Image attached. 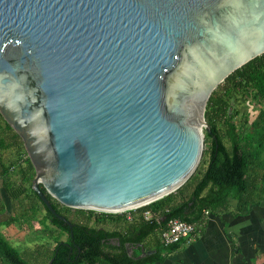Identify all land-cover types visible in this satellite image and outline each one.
<instances>
[{
  "label": "water",
  "instance_id": "water-1",
  "mask_svg": "<svg viewBox=\"0 0 264 264\" xmlns=\"http://www.w3.org/2000/svg\"><path fill=\"white\" fill-rule=\"evenodd\" d=\"M263 52L264 0H0V114L71 229L46 193L118 213L176 190L213 90Z\"/></svg>",
  "mask_w": 264,
  "mask_h": 264
},
{
  "label": "trees",
  "instance_id": "trees-1",
  "mask_svg": "<svg viewBox=\"0 0 264 264\" xmlns=\"http://www.w3.org/2000/svg\"><path fill=\"white\" fill-rule=\"evenodd\" d=\"M234 92H242L246 97L264 103V52L232 71L210 95L204 111L210 131L204 130L205 147L194 172L176 190L137 207V212H132L129 217L126 211L107 213L65 206L40 185L56 211L70 220L71 229L51 213L33 190L34 167L20 136L0 114L4 129L13 131L12 136L20 140L25 154L18 160L24 161V165L19 166L22 168L21 184L13 186L9 180L2 179L4 190L13 199L24 193L37 199L45 210L44 218L59 229L54 245L37 258H45V264L50 260V264H158L188 242L186 238L172 243L161 241L159 232L169 219L176 217L195 222L196 233L208 214L230 213L233 217H242L259 207L264 202V108L250 121L247 130H241L232 120L230 107ZM246 123L247 118H244L243 124ZM4 146L5 142L0 138V148ZM16 164L12 163L9 168L2 165V172L7 174ZM71 209L81 217H69L67 212ZM145 210L152 213L149 218L143 215ZM13 219L16 221V217ZM103 222L121 223L122 227L107 229L100 225ZM62 233H66L65 239L60 237ZM137 243L151 252L138 257L141 254L138 245L132 248L131 254L128 253L126 245ZM255 260L256 264H264V258L256 256ZM0 264L41 263H29L0 231Z\"/></svg>",
  "mask_w": 264,
  "mask_h": 264
},
{
  "label": "rangeland",
  "instance_id": "rangeland-1",
  "mask_svg": "<svg viewBox=\"0 0 264 264\" xmlns=\"http://www.w3.org/2000/svg\"><path fill=\"white\" fill-rule=\"evenodd\" d=\"M230 108L233 112V122L244 131L247 130L248 124L254 119L258 111L264 108V103L250 99L242 92H234ZM244 118H247L246 124H243ZM218 124L220 127L222 126L221 122ZM12 134V130L4 129V122L0 117V138L5 142V146L0 148V231L11 244L19 249L29 263L45 264L46 259L37 258V256L54 245L55 236L59 234V229L44 218L45 210L37 199L29 197L26 193L13 199L2 186V179L9 180L13 186L21 184L20 171L22 168L19 166H23L24 161L19 162L18 160L24 157L25 148L23 150L20 140L14 138ZM17 161L18 165L16 164ZM12 163H15L16 166L4 174L2 165L9 168ZM132 212L136 213L137 210H126L125 214L130 216ZM256 212H259L257 216H243L238 221H236L237 219L234 221L238 225L239 235L237 237L239 246L236 253L245 255L240 264H255L256 256L264 255V202L256 208ZM67 213L73 219L81 217L73 209ZM13 216L16 217V221ZM90 223L96 225L93 222ZM100 225L107 229H120L122 227L121 223L114 222H103ZM228 232L232 237H236L229 229ZM60 237L65 239L66 233H62ZM252 254L253 256H251Z\"/></svg>",
  "mask_w": 264,
  "mask_h": 264
},
{
  "label": "crops",
  "instance_id": "crops-1",
  "mask_svg": "<svg viewBox=\"0 0 264 264\" xmlns=\"http://www.w3.org/2000/svg\"><path fill=\"white\" fill-rule=\"evenodd\" d=\"M258 214L254 208L246 216ZM239 218L240 216L233 217L230 213H223L221 216L208 214L206 220L199 224L192 240L185 242L165 261L158 264H240L245 255L236 253L239 235L238 225L234 221L235 219L238 221ZM228 229L236 237H232ZM259 258H264V255H260ZM254 263L256 264V260Z\"/></svg>",
  "mask_w": 264,
  "mask_h": 264
},
{
  "label": "built area",
  "instance_id": "built-area-1",
  "mask_svg": "<svg viewBox=\"0 0 264 264\" xmlns=\"http://www.w3.org/2000/svg\"><path fill=\"white\" fill-rule=\"evenodd\" d=\"M136 208L133 209L135 210ZM143 215L145 218H149L152 213L149 210H145ZM196 228L197 224L195 222H189L187 220L175 217L168 220L166 227L159 232V237L164 243L176 242L182 238H186L188 241H190L194 237Z\"/></svg>",
  "mask_w": 264,
  "mask_h": 264
},
{
  "label": "flooded vegetation",
  "instance_id": "flooded-vegetation-1",
  "mask_svg": "<svg viewBox=\"0 0 264 264\" xmlns=\"http://www.w3.org/2000/svg\"><path fill=\"white\" fill-rule=\"evenodd\" d=\"M144 250H145V248H144ZM145 251H147V250H145Z\"/></svg>",
  "mask_w": 264,
  "mask_h": 264
}]
</instances>
